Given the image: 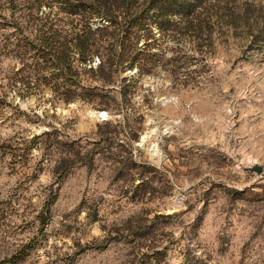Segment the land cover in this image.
Listing matches in <instances>:
<instances>
[{
    "label": "rangeland",
    "instance_id": "1",
    "mask_svg": "<svg viewBox=\"0 0 264 264\" xmlns=\"http://www.w3.org/2000/svg\"><path fill=\"white\" fill-rule=\"evenodd\" d=\"M235 5L94 83L99 110L59 97L0 0V264H264V0Z\"/></svg>",
    "mask_w": 264,
    "mask_h": 264
},
{
    "label": "trees",
    "instance_id": "2",
    "mask_svg": "<svg viewBox=\"0 0 264 264\" xmlns=\"http://www.w3.org/2000/svg\"><path fill=\"white\" fill-rule=\"evenodd\" d=\"M20 1L26 8L27 28L35 34L34 40L26 38L23 43L35 44L30 52L37 65L52 62L49 83L60 92L59 97L72 101L79 97L75 89L84 84L85 97L99 110L109 109V103L100 93L104 87L94 83H114L125 63L151 60L156 56L154 49L165 43L180 47L191 41L199 47L202 36L216 22L233 23L236 11L235 0ZM174 54L172 60H188L180 51ZM96 58L101 62L94 68ZM86 73L94 74L90 84L82 78ZM110 125L105 123L103 128ZM100 130L101 137L111 133Z\"/></svg>",
    "mask_w": 264,
    "mask_h": 264
},
{
    "label": "water",
    "instance_id": "3",
    "mask_svg": "<svg viewBox=\"0 0 264 264\" xmlns=\"http://www.w3.org/2000/svg\"><path fill=\"white\" fill-rule=\"evenodd\" d=\"M93 116L96 117L97 119L105 120V116H103L102 112L94 113Z\"/></svg>",
    "mask_w": 264,
    "mask_h": 264
},
{
    "label": "bare ground",
    "instance_id": "4",
    "mask_svg": "<svg viewBox=\"0 0 264 264\" xmlns=\"http://www.w3.org/2000/svg\"><path fill=\"white\" fill-rule=\"evenodd\" d=\"M103 116H105V114H103Z\"/></svg>",
    "mask_w": 264,
    "mask_h": 264
}]
</instances>
